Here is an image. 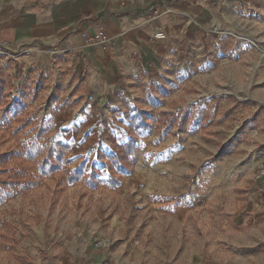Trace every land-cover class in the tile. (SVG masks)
<instances>
[{"label":"rangeland","instance_id":"374dc122","mask_svg":"<svg viewBox=\"0 0 264 264\" xmlns=\"http://www.w3.org/2000/svg\"><path fill=\"white\" fill-rule=\"evenodd\" d=\"M260 2L247 34L210 40L177 85L146 102L59 103L44 74L26 81L21 61L0 60V152L51 121L49 134L71 147L70 167L106 182L108 156L129 140L136 148L129 173L113 168L115 188L50 176L0 204V264H264ZM138 112L153 129L131 127ZM102 239L110 249H95Z\"/></svg>","mask_w":264,"mask_h":264},{"label":"crops","instance_id":"0c3cea01","mask_svg":"<svg viewBox=\"0 0 264 264\" xmlns=\"http://www.w3.org/2000/svg\"><path fill=\"white\" fill-rule=\"evenodd\" d=\"M260 7V0H0V60L21 61L26 81L35 70L44 74L59 103L123 107L177 85L210 40L247 34ZM89 20L104 25L107 42L84 46ZM158 32L166 39L156 40Z\"/></svg>","mask_w":264,"mask_h":264},{"label":"trees","instance_id":"16d2710c","mask_svg":"<svg viewBox=\"0 0 264 264\" xmlns=\"http://www.w3.org/2000/svg\"><path fill=\"white\" fill-rule=\"evenodd\" d=\"M1 93L0 85V96ZM145 115L138 112L132 117L131 127L134 130L154 128L146 122ZM30 124L31 120H26L23 125ZM52 129L54 125L48 121L42 124L36 136L30 141L23 143L17 149L0 152V204L14 193H27L38 185L42 178L50 176L57 177L59 186L86 183L90 187H95L98 183H102L115 188L120 184V180L116 177L113 168L124 175L130 172V165L136 162L133 140L119 145L118 152L108 156L112 166L107 165V168L111 174L104 182L97 178L95 171L88 173L84 168L74 170L70 167L72 160L68 157V153L71 147L58 140L55 135H50Z\"/></svg>","mask_w":264,"mask_h":264},{"label":"built area","instance_id":"2783aa9c","mask_svg":"<svg viewBox=\"0 0 264 264\" xmlns=\"http://www.w3.org/2000/svg\"><path fill=\"white\" fill-rule=\"evenodd\" d=\"M159 14L158 10L153 11V15L157 16ZM156 40H165L166 35L163 32H158L155 34ZM80 38L84 46L90 47L98 43H105L108 41V36L104 25L101 22L87 21L85 29L80 32ZM7 45V42H5ZM96 250H108L112 246V242L109 239H102L96 241L95 244Z\"/></svg>","mask_w":264,"mask_h":264}]
</instances>
